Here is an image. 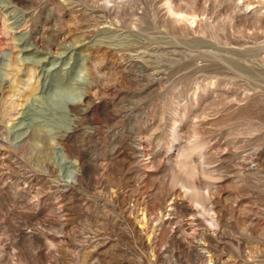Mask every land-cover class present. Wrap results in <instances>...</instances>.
<instances>
[{"label":"rangeland","instance_id":"374dc122","mask_svg":"<svg viewBox=\"0 0 264 264\" xmlns=\"http://www.w3.org/2000/svg\"><path fill=\"white\" fill-rule=\"evenodd\" d=\"M0 264H264V0H0Z\"/></svg>","mask_w":264,"mask_h":264},{"label":"bare ground","instance_id":"6f19581e","mask_svg":"<svg viewBox=\"0 0 264 264\" xmlns=\"http://www.w3.org/2000/svg\"><path fill=\"white\" fill-rule=\"evenodd\" d=\"M88 88H89V87H88ZM84 103H85V102H84ZM76 109H77V108H76ZM73 111H74V110H73ZM37 135H38V134H37ZM37 139H38V138H37ZM37 139H36V140H37ZM45 148H46V147H45ZM82 176H83V175H82ZM143 217H144V216H143ZM143 217H142V218H143ZM208 263H209V261H208Z\"/></svg>","mask_w":264,"mask_h":264}]
</instances>
